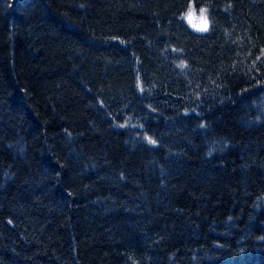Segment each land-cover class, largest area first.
<instances>
[{
  "label": "trees",
  "instance_id": "16d2710c",
  "mask_svg": "<svg viewBox=\"0 0 264 264\" xmlns=\"http://www.w3.org/2000/svg\"><path fill=\"white\" fill-rule=\"evenodd\" d=\"M0 264H264V0H0Z\"/></svg>",
  "mask_w": 264,
  "mask_h": 264
},
{
  "label": "rangeland",
  "instance_id": "374dc122",
  "mask_svg": "<svg viewBox=\"0 0 264 264\" xmlns=\"http://www.w3.org/2000/svg\"><path fill=\"white\" fill-rule=\"evenodd\" d=\"M181 17L182 21L193 31L203 34L209 29L207 10L196 8L192 5L186 9V12Z\"/></svg>",
  "mask_w": 264,
  "mask_h": 264
},
{
  "label": "bare ground",
  "instance_id": "6f19581e",
  "mask_svg": "<svg viewBox=\"0 0 264 264\" xmlns=\"http://www.w3.org/2000/svg\"><path fill=\"white\" fill-rule=\"evenodd\" d=\"M195 6L196 8H199L198 6H196V4L193 2V1H191L189 4H188V6L186 7V9L189 7V6ZM186 9H185V11L183 12V14L182 15H184V13L186 12ZM200 9H204V10H206L205 8H203V7H201ZM182 18V17H181ZM210 24V23H209ZM188 26V25H187ZM189 27V26H188ZM190 28V27H189ZM195 33H197V34H201V33H199V32H196V31H194ZM207 33V32H206ZM206 33H203V34H206ZM230 100H228V102H229ZM243 102H246V101H243ZM255 102H257L256 100H253L252 98H248V104H247V102H246V109H245V111L243 112V113H245L246 114V118H247V115H249L250 113H251V109H253L254 107H255V104H257V103H255Z\"/></svg>",
  "mask_w": 264,
  "mask_h": 264
}]
</instances>
